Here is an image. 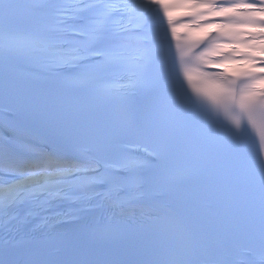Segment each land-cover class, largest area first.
<instances>
[{
  "label": "snow or ice",
  "instance_id": "6c2138e0",
  "mask_svg": "<svg viewBox=\"0 0 264 264\" xmlns=\"http://www.w3.org/2000/svg\"><path fill=\"white\" fill-rule=\"evenodd\" d=\"M0 264H264V0H0Z\"/></svg>",
  "mask_w": 264,
  "mask_h": 264
}]
</instances>
